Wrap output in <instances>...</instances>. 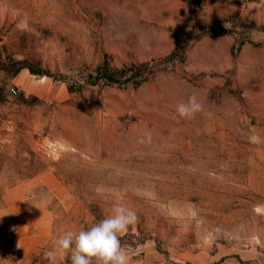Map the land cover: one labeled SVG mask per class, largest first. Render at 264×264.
Listing matches in <instances>:
<instances>
[{
  "label": "rangeland",
  "instance_id": "1",
  "mask_svg": "<svg viewBox=\"0 0 264 264\" xmlns=\"http://www.w3.org/2000/svg\"><path fill=\"white\" fill-rule=\"evenodd\" d=\"M116 203L129 264H264V0H0V264Z\"/></svg>",
  "mask_w": 264,
  "mask_h": 264
},
{
  "label": "clouds",
  "instance_id": "2",
  "mask_svg": "<svg viewBox=\"0 0 264 264\" xmlns=\"http://www.w3.org/2000/svg\"><path fill=\"white\" fill-rule=\"evenodd\" d=\"M201 109V103L193 94L187 102L179 103L175 112L179 118L189 119ZM137 221L135 211L116 203L109 215L91 226L78 231L66 230L58 236L53 247L44 252V257L49 264H57L61 258H70L71 264H129L121 236Z\"/></svg>",
  "mask_w": 264,
  "mask_h": 264
},
{
  "label": "crops",
  "instance_id": "3",
  "mask_svg": "<svg viewBox=\"0 0 264 264\" xmlns=\"http://www.w3.org/2000/svg\"><path fill=\"white\" fill-rule=\"evenodd\" d=\"M36 184H37L36 179L33 181L25 182V183H23V188L25 189L26 192H28L29 189L34 188L36 186ZM14 191L11 192V195ZM13 201H14V203H13L14 206L17 203L24 206L23 211H19V210L17 212L13 211V213L11 214L12 215V221L15 224L17 223L18 226H21L20 227L21 229L25 226L31 227L36 222H45V220L46 221L50 220L51 214H50L49 208H46V206L48 205L47 203H45L43 205L42 210H40L39 212H35V210L32 208L33 205L31 203L30 198L25 199V197L20 196V197L15 198V199L13 198ZM29 205H32L31 208L29 207Z\"/></svg>",
  "mask_w": 264,
  "mask_h": 264
},
{
  "label": "trees",
  "instance_id": "4",
  "mask_svg": "<svg viewBox=\"0 0 264 264\" xmlns=\"http://www.w3.org/2000/svg\"><path fill=\"white\" fill-rule=\"evenodd\" d=\"M136 65L132 64L130 66H124L121 69L115 70L110 69L108 67H100L97 71V74L92 77L95 80H105L108 83H127L130 80H132L134 74L128 76L129 69H132V67H135ZM137 76V75H136ZM145 77L142 75H139V79H135V82L140 83L142 80H144Z\"/></svg>",
  "mask_w": 264,
  "mask_h": 264
}]
</instances>
